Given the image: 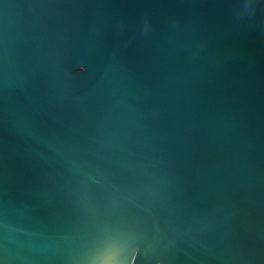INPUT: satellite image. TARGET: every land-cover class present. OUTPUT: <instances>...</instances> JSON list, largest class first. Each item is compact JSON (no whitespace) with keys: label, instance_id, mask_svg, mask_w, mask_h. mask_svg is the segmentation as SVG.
Instances as JSON below:
<instances>
[{"label":"water","instance_id":"water-1","mask_svg":"<svg viewBox=\"0 0 264 264\" xmlns=\"http://www.w3.org/2000/svg\"><path fill=\"white\" fill-rule=\"evenodd\" d=\"M0 264H264V0H0Z\"/></svg>","mask_w":264,"mask_h":264}]
</instances>
